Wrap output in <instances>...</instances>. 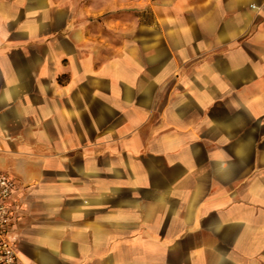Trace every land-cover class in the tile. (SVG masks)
I'll return each mask as SVG.
<instances>
[{
    "label": "crops",
    "instance_id": "0c3cea01",
    "mask_svg": "<svg viewBox=\"0 0 264 264\" xmlns=\"http://www.w3.org/2000/svg\"><path fill=\"white\" fill-rule=\"evenodd\" d=\"M0 172L20 264H264V0H0Z\"/></svg>",
    "mask_w": 264,
    "mask_h": 264
},
{
    "label": "built area",
    "instance_id": "2783aa9c",
    "mask_svg": "<svg viewBox=\"0 0 264 264\" xmlns=\"http://www.w3.org/2000/svg\"><path fill=\"white\" fill-rule=\"evenodd\" d=\"M15 190L14 180L0 172V264H20L15 250V237L10 229L17 215L12 203Z\"/></svg>",
    "mask_w": 264,
    "mask_h": 264
}]
</instances>
